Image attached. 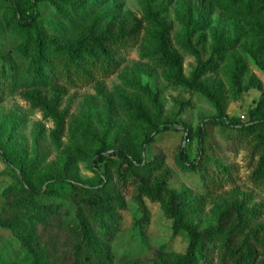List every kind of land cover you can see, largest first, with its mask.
<instances>
[{
    "label": "rangeland",
    "instance_id": "rangeland-1",
    "mask_svg": "<svg viewBox=\"0 0 264 264\" xmlns=\"http://www.w3.org/2000/svg\"><path fill=\"white\" fill-rule=\"evenodd\" d=\"M96 1L101 5V25H129L133 17L141 19L149 9L165 13L174 25L171 48L183 62L185 78L190 79L197 69L193 53L196 48L204 62L214 60L218 64L201 82L222 97L232 125L246 124L252 115L264 114V109L257 110L264 94V36L256 19L247 15L239 0ZM40 10L47 38L63 44L76 37L72 25L58 16L51 5L42 2ZM68 12L72 14L71 10ZM15 22L10 1L0 0V75L13 79V87L0 92V264H14L15 256L26 255L10 227L18 211H25L29 219L42 223L44 226L39 229L46 232L57 228L49 224L51 216L66 221L75 232L72 185H98L93 161L103 136L109 141H128L137 150L143 148L145 161L154 165L153 176L166 173L170 188L187 193L192 200L196 212L189 221L201 231L216 227L221 213L243 199L259 205L264 212V182L253 177L258 157L254 156L251 143L231 124L216 121L212 103L200 93L176 84L163 62L144 56L142 43L117 56L120 66L115 74L98 76L88 86L68 88L61 106V111L68 112L66 132L60 143H55L54 124L21 97L23 92L35 88V75L31 59L21 52L24 37ZM144 36L145 33L141 40ZM201 37L205 44L200 43ZM220 44L228 50L224 54L216 50ZM138 83L157 99L142 92ZM141 107L150 112L152 120L160 111L159 126L170 128L143 147L149 128L136 121ZM204 127L205 153L200 158L197 131ZM182 149L190 163L196 162L195 171L181 163ZM4 153L13 167L4 161ZM20 166H30L31 183L22 179ZM114 168L115 161L101 166L102 172L115 171ZM221 169L227 173L218 174ZM50 175L60 176L66 183L48 189L51 183L36 179ZM27 195H35L45 207L32 210L24 201ZM135 196L136 189L131 186L112 215L115 235L106 246L113 264H176L186 253V235L175 236L172 220L165 216L159 203L148 199V222L141 226L142 214ZM263 237L249 241L255 248L260 247ZM24 240L29 245L30 239Z\"/></svg>",
    "mask_w": 264,
    "mask_h": 264
},
{
    "label": "trees",
    "instance_id": "trees-1",
    "mask_svg": "<svg viewBox=\"0 0 264 264\" xmlns=\"http://www.w3.org/2000/svg\"><path fill=\"white\" fill-rule=\"evenodd\" d=\"M9 1L16 29L24 37L21 52L31 59L35 75V88L23 92L21 97L33 110L40 112L45 120L54 124L52 140L55 143H60L66 132L68 112L61 111V106L68 88L88 86L98 76L115 74L120 66L117 56L129 47L142 43L144 56L156 57L163 62L170 69L176 84L200 93L212 103L217 114L216 121L231 124L232 128L241 132L247 143H251L253 154L258 157L253 177L264 182V114L252 115L246 124L232 125L222 97L206 89L201 82L206 74L216 70L218 64L214 60L204 62L196 48H193V53L198 62L197 69L190 79L185 78L183 62L171 48L174 25L165 13L149 9L141 19L133 17L131 24L118 27L115 22L101 25V5L96 0ZM42 2L51 5L58 16L72 25L73 31H76L75 38L59 44L45 36L40 10ZM239 2L247 15L256 19L260 34L264 36V0ZM69 10L72 11L71 15ZM200 43L205 44L206 40L201 37ZM220 45L216 46V50L223 54L228 51L224 45ZM12 87L13 79L0 75V92ZM138 87L157 99L148 88H143L140 83ZM263 109L264 94L257 106L258 111ZM159 114L160 111L152 120L150 112L144 107L137 111L136 121L149 128L144 134L142 147L155 142L159 135L170 130L159 126ZM197 137L200 139L201 158L205 153V127L197 131ZM179 158L188 170L195 171L198 168L196 162H189L183 149ZM3 159L10 167L14 166L5 153ZM111 161H115V171L102 172V164L107 166ZM152 165L145 161L143 148L137 150L128 141L118 138L109 141L107 136H103L93 161L98 185H72V202L76 208L75 232L57 216H51L48 220L50 225H56L57 228L46 232L44 228L39 229L42 223L29 219L25 211H18L17 219L11 222L10 227L26 255L15 256L13 263L113 264L106 246L115 235L112 215L116 213L120 199H124L123 194L129 193L130 187L134 186L135 200L142 214L141 226L148 222L149 211L145 204V199H148L159 203L165 216L172 220L175 236L186 235V253L176 264H264V237L260 240V247L255 248L249 241L251 238L256 241L258 236L264 235V212L259 205H252L247 199L234 202L221 213L216 227L201 231L189 221L196 210L187 193L171 189L166 173L154 177ZM19 171L23 180L32 182L30 166H20ZM221 173H227V170H219L218 174ZM206 178L212 181L211 177ZM36 179L43 184L51 183L48 189L66 183V179L57 175ZM24 201L32 210L45 207L41 201L36 200L35 195H27ZM25 237L30 239L29 245ZM243 237H246L245 240Z\"/></svg>",
    "mask_w": 264,
    "mask_h": 264
}]
</instances>
